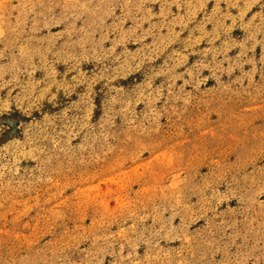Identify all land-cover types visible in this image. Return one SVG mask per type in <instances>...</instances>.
<instances>
[{"label": "rangeland", "instance_id": "rangeland-1", "mask_svg": "<svg viewBox=\"0 0 264 264\" xmlns=\"http://www.w3.org/2000/svg\"><path fill=\"white\" fill-rule=\"evenodd\" d=\"M0 264H264V0H0Z\"/></svg>", "mask_w": 264, "mask_h": 264}]
</instances>
